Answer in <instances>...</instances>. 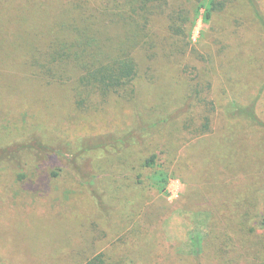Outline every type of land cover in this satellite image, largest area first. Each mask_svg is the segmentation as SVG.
<instances>
[{"label":"rangeland","instance_id":"obj_1","mask_svg":"<svg viewBox=\"0 0 264 264\" xmlns=\"http://www.w3.org/2000/svg\"><path fill=\"white\" fill-rule=\"evenodd\" d=\"M78 1L0 0V264H85L101 252L106 264H264V202L250 204L233 176L256 156L264 168V128H250L252 112L264 121V0L203 11L185 36L168 12L196 4L168 0L134 52L135 94L101 106H76L73 80L49 84L30 64L58 21L74 35ZM203 86L221 128L208 136L192 121ZM42 142L59 153L27 147ZM213 230L233 247H207L200 261L192 235L206 247Z\"/></svg>","mask_w":264,"mask_h":264},{"label":"trees","instance_id":"obj_2","mask_svg":"<svg viewBox=\"0 0 264 264\" xmlns=\"http://www.w3.org/2000/svg\"><path fill=\"white\" fill-rule=\"evenodd\" d=\"M193 1L196 4L193 12L184 9L179 12H168V0H79L75 3L79 11L72 19L76 22L74 35L72 37L60 36L59 25L62 23L58 21L55 24V30L51 34L48 33L50 40L47 49L41 51L44 53V58L33 55L30 64L49 84L73 80L76 106H101L114 94L131 98L136 92V79L140 70L134 52L150 44L148 27L154 15L168 12L171 20L170 30L174 35L185 36L188 24L190 23L189 27L192 30L203 11L205 17L210 19L215 11L225 10L235 0ZM249 1L254 3V0ZM190 12L194 15H190ZM118 26L121 28L126 26L129 30L117 36L108 32L109 29ZM205 90V86L195 90L192 104L201 107L198 115L199 122L196 118L192 120L197 125L196 129L200 136L214 135L221 129L213 126L215 106L214 102L208 99L209 94L206 92L204 94ZM236 113L235 111L234 114ZM252 114L250 128L254 126L264 128V121L257 114L253 112ZM117 141L124 143L126 139L120 138ZM27 147H43L51 152L54 150L50 144L43 142L31 143ZM213 152L219 157L220 151L216 146L213 147ZM239 152V149H234L233 155H238ZM53 153H59V151ZM156 158L157 154L151 155L147 158L145 165L156 167ZM256 159L257 156L255 157L257 163L250 164L251 168L246 173H242V167L240 168L243 177L240 172L233 176L236 185L246 197L245 199L261 210L264 202V174L261 172L263 166L258 162L259 159ZM159 170L161 169H155L150 174V178L157 176ZM90 177V175H84V179L88 182ZM165 189L166 185L162 191ZM212 213H214L213 210H211ZM210 235L212 238L206 247L202 244L203 238L198 234L192 235L194 255L200 261L207 247L212 255H216L218 250L220 253H227L233 247L234 239L231 235H219L214 233V230ZM105 256L104 252L91 257L88 255L85 264H106Z\"/></svg>","mask_w":264,"mask_h":264}]
</instances>
